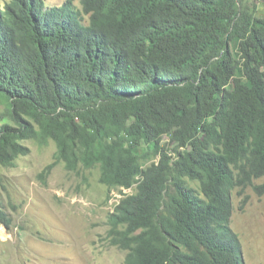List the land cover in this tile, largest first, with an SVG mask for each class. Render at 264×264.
<instances>
[{
  "label": "trees",
  "instance_id": "obj_1",
  "mask_svg": "<svg viewBox=\"0 0 264 264\" xmlns=\"http://www.w3.org/2000/svg\"><path fill=\"white\" fill-rule=\"evenodd\" d=\"M0 100V165L28 154L24 141H52L69 173L99 168L110 192L134 188L106 236L125 264H246L231 225L233 192L264 177L255 4L0 2Z\"/></svg>",
  "mask_w": 264,
  "mask_h": 264
},
{
  "label": "rangeland",
  "instance_id": "obj_2",
  "mask_svg": "<svg viewBox=\"0 0 264 264\" xmlns=\"http://www.w3.org/2000/svg\"><path fill=\"white\" fill-rule=\"evenodd\" d=\"M8 1L0 0L3 5ZM44 1L59 7L69 0ZM71 1L80 8V0ZM244 1L255 4L258 16H264V0ZM5 108L0 100V117ZM23 144L28 154L0 165V209L9 221H0V264H125V252L106 240L109 204L118 199V192L100 183V169L71 174L64 164H56L52 141ZM51 166L44 183L41 174ZM190 185L200 192L198 183ZM262 185L264 177L254 180L242 197L238 190L233 192L231 226L241 240L246 264H264V194L255 190ZM170 192L175 194V188Z\"/></svg>",
  "mask_w": 264,
  "mask_h": 264
},
{
  "label": "built area",
  "instance_id": "obj_3",
  "mask_svg": "<svg viewBox=\"0 0 264 264\" xmlns=\"http://www.w3.org/2000/svg\"><path fill=\"white\" fill-rule=\"evenodd\" d=\"M133 190L132 189H122V192H118L117 194H115V197L118 198L114 201H110V205H109V209L111 211L115 210L116 205L120 202L121 198L124 197L126 194H130L132 193Z\"/></svg>",
  "mask_w": 264,
  "mask_h": 264
},
{
  "label": "clouds",
  "instance_id": "obj_4",
  "mask_svg": "<svg viewBox=\"0 0 264 264\" xmlns=\"http://www.w3.org/2000/svg\"><path fill=\"white\" fill-rule=\"evenodd\" d=\"M122 189H123V188H121L120 190H117V192H122ZM124 189H125V188H124ZM129 189L134 190V188H129ZM118 204H119V203H118ZM118 204H117V205H118ZM109 205H110V204H109ZM117 205H116V206H117ZM115 210H116V207H115ZM115 210H114V211H111V210H110V212H111L112 214H114V213H115Z\"/></svg>",
  "mask_w": 264,
  "mask_h": 264
}]
</instances>
